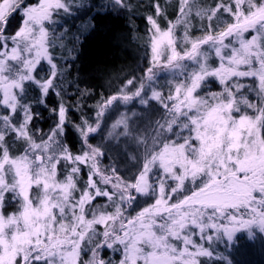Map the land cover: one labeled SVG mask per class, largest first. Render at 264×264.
I'll return each instance as SVG.
<instances>
[{
	"label": "snow or ice",
	"instance_id": "snow-or-ice-1",
	"mask_svg": "<svg viewBox=\"0 0 264 264\" xmlns=\"http://www.w3.org/2000/svg\"><path fill=\"white\" fill-rule=\"evenodd\" d=\"M84 7L0 0V264L226 260L216 253L225 237L264 233V0H177L166 27L158 22L166 11L154 3L142 74L102 96L91 122L72 124L61 103L45 132L33 123L40 114L31 93L36 104L50 90L60 95L71 65L57 61H75V49L58 51L60 18ZM93 27L89 20L81 34ZM164 70L171 79L161 86ZM134 102L142 113L127 108ZM116 107L126 110L106 126ZM66 125L80 136L77 154L64 142ZM101 132L133 149L124 174L116 162L102 166L107 148L89 142Z\"/></svg>",
	"mask_w": 264,
	"mask_h": 264
},
{
	"label": "trees",
	"instance_id": "trees-1",
	"mask_svg": "<svg viewBox=\"0 0 264 264\" xmlns=\"http://www.w3.org/2000/svg\"><path fill=\"white\" fill-rule=\"evenodd\" d=\"M26 2L33 3L34 0H26ZM110 2L111 0H84L87 7L75 11L72 16L60 18L63 24L62 30L66 34L62 40L64 48L58 51L67 55V50L75 49L71 51L75 61L73 62L71 58L67 61H57L61 67L65 64L71 65L62 77L60 88L57 89L60 92L59 96L50 90L45 104H36L37 93L35 91L31 93L35 105L34 112L40 114L39 119L34 120L33 123L43 131H48L55 124L57 117L51 109L57 108L61 103L67 109V118L72 124H79L83 119L91 122L101 97H106L116 87L122 86V81L130 74L141 75L142 69L147 66L149 53L146 40L150 25L146 17L155 16L154 3L158 2L166 11V18H158L162 27H166L167 20H174L176 15L177 0H127L130 7L124 10H112L109 7ZM200 2L208 5L212 4L213 0H200ZM18 20L19 17L13 21V28L17 26ZM89 20L94 27L84 30L81 34L82 26L87 25ZM177 34L179 35V31ZM74 36H79V42ZM158 76V83L161 86L171 79L167 70L160 71ZM212 87L213 90H218L217 85L213 84ZM127 108L140 113L143 111L135 102ZM125 110L116 107L110 111L105 118V125L113 123L119 112ZM64 142L74 154L80 152L82 147L80 136L71 125H66ZM89 142L93 145L103 144L107 148L110 158L102 159V166L116 162L121 174H124L125 169L132 167L133 162L125 155V151L133 154V149L123 141L119 139L113 141L106 132H101L90 137ZM82 179H86L83 172ZM150 202L140 199L139 206ZM95 203H104V200L98 198ZM133 208L139 210L135 204ZM12 210L13 207L8 209V211ZM242 236L232 244L226 240L217 244L216 253L227 259L214 260L210 264H227L228 260L232 264H264V258L250 257L251 249L248 246L251 242L264 243L262 233L255 231L253 236L248 234L244 238ZM236 244L240 251L236 250Z\"/></svg>",
	"mask_w": 264,
	"mask_h": 264
},
{
	"label": "rangeland",
	"instance_id": "rangeland-1",
	"mask_svg": "<svg viewBox=\"0 0 264 264\" xmlns=\"http://www.w3.org/2000/svg\"><path fill=\"white\" fill-rule=\"evenodd\" d=\"M131 105V104H130ZM130 105H128V106H130ZM127 106V107H128ZM45 132H47V131H45ZM133 153V152H132ZM134 154V153H133ZM13 208H14V206H13ZM255 231H258L259 232V230L258 229H255L254 230V232ZM248 233H247V231L246 230H241V231H239V232H237L236 233V237H235V241H236V239L239 237V236H241V235H243L242 236V238H244L246 235H247ZM262 235L264 236V233H262ZM225 240L227 241V238L225 237ZM263 241H264V239H263ZM228 243H230V244H232L233 242H228ZM238 244V243H237ZM237 244L235 245V247H236V250L237 251H240V248L237 246ZM248 246L250 247V249H251V254H250V257L251 258H254V259H261V258H264V243H260V242H251V243H248ZM87 257H85V259H86ZM117 259H118V257H117ZM239 259L241 260V257H239Z\"/></svg>",
	"mask_w": 264,
	"mask_h": 264
}]
</instances>
